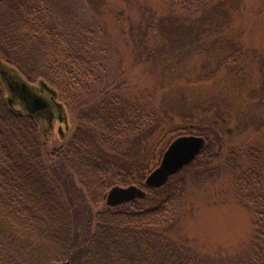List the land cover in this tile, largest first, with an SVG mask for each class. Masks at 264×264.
<instances>
[{
	"label": "trees",
	"instance_id": "16d2710c",
	"mask_svg": "<svg viewBox=\"0 0 264 264\" xmlns=\"http://www.w3.org/2000/svg\"><path fill=\"white\" fill-rule=\"evenodd\" d=\"M168 1L189 15L211 2ZM46 4L0 0V60L27 82L42 81L53 89L68 124L69 111L74 113L76 127L66 137L69 125L59 135L64 144L48 151L51 134L46 140L36 119L9 108L0 82V264H205L167 232L175 221V203L188 186L179 175L200 163L204 170L186 175L195 182L216 170L207 167L212 159L218 169H227L238 203L253 212L247 264H264L259 148L235 150L229 147L231 137L217 133L214 145L200 130L197 135L206 142L200 155L161 188L145 187L159 162L155 137L171 129V123L100 84L103 64L90 53L87 36L78 40L52 23ZM238 53L232 57L237 59ZM181 135L196 134L188 127L177 137ZM239 155L248 161L246 168H241ZM128 186L143 189L145 196L94 212L110 189Z\"/></svg>",
	"mask_w": 264,
	"mask_h": 264
},
{
	"label": "rangeland",
	"instance_id": "374dc122",
	"mask_svg": "<svg viewBox=\"0 0 264 264\" xmlns=\"http://www.w3.org/2000/svg\"><path fill=\"white\" fill-rule=\"evenodd\" d=\"M46 3L52 23L78 40L87 36L90 53L103 64L100 84L167 117L171 129L155 137L159 162L188 127L193 136L204 131L213 144L217 133L231 137L228 146L235 150L259 148L264 188V0H211L192 15L168 0ZM236 50L243 54L238 53V61L232 57ZM71 113L66 137L76 127ZM64 132L66 125L56 121L48 151L64 144L59 136ZM226 153L225 147L222 156ZM239 158L246 168L248 161ZM209 162L207 167L216 170L195 182L186 175L204 170L200 163L179 175L188 186L175 203L167 234L205 264H247L253 212L238 203L227 169H218L215 159ZM105 207L104 202L94 212Z\"/></svg>",
	"mask_w": 264,
	"mask_h": 264
},
{
	"label": "water",
	"instance_id": "95a60500",
	"mask_svg": "<svg viewBox=\"0 0 264 264\" xmlns=\"http://www.w3.org/2000/svg\"><path fill=\"white\" fill-rule=\"evenodd\" d=\"M0 82L7 93L6 101L12 111L26 112L36 119L41 134L48 140L55 122L69 128L68 118L63 105L57 100L56 92L40 81L37 86L21 78L16 72L0 60ZM20 109H15L14 107ZM62 134V133H60ZM205 139L200 136H180L175 138L162 154L159 165L146 177L144 186L158 189L169 178L200 155L205 147ZM145 196V191L136 186L113 187L105 196V204L114 208ZM52 264H70L68 261Z\"/></svg>",
	"mask_w": 264,
	"mask_h": 264
}]
</instances>
